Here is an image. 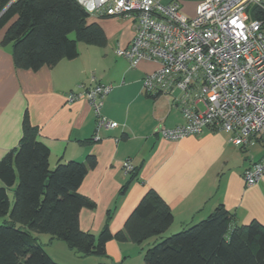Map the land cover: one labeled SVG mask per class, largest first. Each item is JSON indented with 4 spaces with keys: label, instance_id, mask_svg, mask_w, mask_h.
Returning a JSON list of instances; mask_svg holds the SVG:
<instances>
[{
    "label": "crops",
    "instance_id": "crops-1",
    "mask_svg": "<svg viewBox=\"0 0 264 264\" xmlns=\"http://www.w3.org/2000/svg\"><path fill=\"white\" fill-rule=\"evenodd\" d=\"M177 1L192 17L201 0ZM90 21L104 28V46L79 47L77 57L36 71L16 67L12 45L1 44L6 28L0 31V161L20 144L27 114L37 128V138L50 149L51 168L60 161L96 157V165L88 170L79 188L96 204L81 211L83 230L96 236L106 225L112 233L122 230L151 188L170 206L174 219L161 237L142 244L108 241L105 255L82 256L61 239L31 231L37 241L55 260L52 253L57 255L56 248L61 246L62 264H146L147 247L203 220L220 204L235 214L239 224L253 220L264 224V175L254 185L246 184L243 176L263 157L264 146L242 149L229 141V133L210 128L178 140L164 138L161 127L183 125L185 118L173 95L149 94L143 88L144 76L157 70L159 63L144 60L131 67L116 53L118 47H127L132 41L135 20L94 16ZM92 76L114 85L104 99L103 114L118 126L100 130L99 140L95 139L92 106L84 99L71 104L66 101L70 90L90 84ZM128 159L137 168L135 178L123 169ZM15 186L8 189L11 207Z\"/></svg>",
    "mask_w": 264,
    "mask_h": 264
},
{
    "label": "trees",
    "instance_id": "trees-1",
    "mask_svg": "<svg viewBox=\"0 0 264 264\" xmlns=\"http://www.w3.org/2000/svg\"><path fill=\"white\" fill-rule=\"evenodd\" d=\"M264 20V11L252 9ZM76 0H0L2 45H12L17 68L38 70L61 59L78 56V42L104 46L107 35ZM74 33L76 38H72ZM50 149L37 138L28 115L20 144L0 161V264H62L46 251L31 231L65 241L82 256L105 255L112 239L142 244L161 237L171 226L170 206L149 189L127 218L124 228L112 233L106 225L96 236L82 229L80 214L95 201L79 188L91 167L86 161L50 166ZM137 176V168L131 172ZM15 186L14 204L8 189ZM146 264H264V224L253 220L239 224L235 214L218 205L203 220L147 247Z\"/></svg>",
    "mask_w": 264,
    "mask_h": 264
},
{
    "label": "built area",
    "instance_id": "built-area-1",
    "mask_svg": "<svg viewBox=\"0 0 264 264\" xmlns=\"http://www.w3.org/2000/svg\"><path fill=\"white\" fill-rule=\"evenodd\" d=\"M91 16L131 18L135 34L118 56L131 67L153 61L159 68L143 78L149 94L173 95L185 123L160 128L161 135L178 140L199 135L206 128L229 133V141L247 149L264 146V0H201L194 16L186 15L177 0H76ZM66 94L67 103L86 100L100 130L118 126L103 114L104 99L114 85L90 78ZM126 173L135 165L123 164ZM264 175V155L244 171L246 184Z\"/></svg>",
    "mask_w": 264,
    "mask_h": 264
},
{
    "label": "rangeland",
    "instance_id": "rangeland-1",
    "mask_svg": "<svg viewBox=\"0 0 264 264\" xmlns=\"http://www.w3.org/2000/svg\"><path fill=\"white\" fill-rule=\"evenodd\" d=\"M94 16H91V18H93ZM71 37L72 38H76V35L74 34V33H72L71 34ZM88 45H90V44H87V43H85V42H82V41H79L78 42V49H79V47H88ZM14 194V193H13ZM13 194L11 193V197L13 196ZM12 208V207H11ZM8 217H9V215H8ZM7 217V218H8ZM7 218H4V217H0V223H2V222H4V220L5 219H7ZM58 248H56V246H55V248L57 249V251H58V253H56L57 255H55V253H52V254H54V256H55V258L58 260H56L57 262H59V263H61V246H57ZM49 250H51V249H49ZM52 251V250H51ZM52 252H54V251H52ZM144 257H145V255H144ZM55 260V259H54Z\"/></svg>",
    "mask_w": 264,
    "mask_h": 264
}]
</instances>
